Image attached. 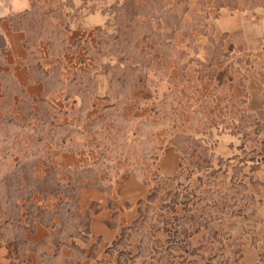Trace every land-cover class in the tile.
I'll return each instance as SVG.
<instances>
[{"label": "rangeland", "instance_id": "1", "mask_svg": "<svg viewBox=\"0 0 264 264\" xmlns=\"http://www.w3.org/2000/svg\"><path fill=\"white\" fill-rule=\"evenodd\" d=\"M7 6L0 264H264V0Z\"/></svg>", "mask_w": 264, "mask_h": 264}, {"label": "crops", "instance_id": "2", "mask_svg": "<svg viewBox=\"0 0 264 264\" xmlns=\"http://www.w3.org/2000/svg\"><path fill=\"white\" fill-rule=\"evenodd\" d=\"M33 0H10L11 4H17L18 7H16V10H26V3H32ZM2 3H5V6H3ZM9 5V4H8ZM14 8H9L7 6V0H0V51L2 50H8L9 47L12 48V52H15L16 50H21L22 48V38H20L21 33L19 31L14 30L15 34L11 33L9 31L8 24L3 21H7L10 19V12H13ZM249 14V13H247ZM247 19H253L251 16L247 15ZM259 22L264 21V13L259 14L256 18ZM261 23V22H260ZM264 30V28H263ZM258 104L261 106L259 110V114H263L264 111V99H261V97L257 98ZM258 114V115H259ZM178 153L176 149H173L172 147H166L164 154L160 158L159 161V170L160 173L163 175H170L173 174L176 170V165L178 163Z\"/></svg>", "mask_w": 264, "mask_h": 264}]
</instances>
